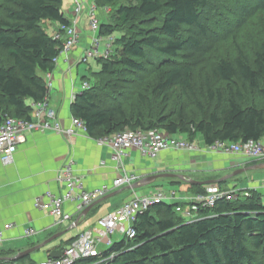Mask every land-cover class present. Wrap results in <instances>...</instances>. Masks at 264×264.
<instances>
[{
    "label": "trees",
    "instance_id": "16d2710c",
    "mask_svg": "<svg viewBox=\"0 0 264 264\" xmlns=\"http://www.w3.org/2000/svg\"><path fill=\"white\" fill-rule=\"evenodd\" d=\"M209 1L94 0L96 7L112 9L111 22L100 26L99 36L115 34V50L98 60L101 69L93 75V84L78 93L69 108L71 116L85 123L90 138L156 129L189 141L200 135L206 146L264 140V108L259 104L264 102V40L253 45L252 59L248 50L236 46L237 53L217 60L200 85L192 64L179 61L186 44L201 51V41L188 31L206 36L200 20ZM255 2L237 5L232 26L218 36L230 37L264 9V0ZM45 22L71 23L62 0H0V124L4 116L31 120L32 104L48 94L45 75L54 70L61 42L46 32ZM202 89L214 104L207 115L198 98ZM174 90L177 100L170 106ZM132 98L135 103L127 108ZM187 103L199 117L188 115ZM189 188L194 194L204 192L200 185ZM179 206L184 203H159L140 214L133 223L135 236L108 249L116 254L110 264H257V254L264 257V196L258 189L218 201L211 209L200 208L199 218L189 222L176 211ZM29 256L0 264L37 263Z\"/></svg>",
    "mask_w": 264,
    "mask_h": 264
},
{
    "label": "crops",
    "instance_id": "0c3cea01",
    "mask_svg": "<svg viewBox=\"0 0 264 264\" xmlns=\"http://www.w3.org/2000/svg\"><path fill=\"white\" fill-rule=\"evenodd\" d=\"M68 1L72 2L73 7V1ZM64 14L69 21L73 20V9L64 12ZM47 24L52 32L58 27L57 23ZM76 29L81 35L80 41L82 42L72 49L69 55V65H59L51 72L53 86L48 91L49 106L55 111L63 128L67 127L70 122L69 108L72 103V94L75 91H81L82 84L88 82L84 80V76L78 79V71L81 66L78 64V60L89 41L86 37L84 38L79 21L76 22ZM69 67H71L70 70ZM34 115L35 110H33L32 118ZM178 137L185 138V136ZM96 140L85 134L68 137L51 132H35L27 135L25 142L18 145L14 162L11 165L4 166L0 162V229L2 231L0 259L9 260L21 252L41 245L50 237L63 233L40 250L29 254V258L34 262L41 261L47 258L52 251L63 247L69 239L74 238L72 236L67 240L65 237V241L63 240L64 236L85 224L91 214L97 211L102 204L107 203L106 205L109 206V209L102 215L104 217L135 195H144L147 193L146 190L152 191L157 187L166 188L157 185V180L149 186L139 189L127 188L129 186L114 188L112 183L118 175L115 163L111 160L110 151L106 147H99ZM198 149L199 151L194 153L163 151L152 160L133 149L125 164L128 171L136 175L138 182L149 175L162 173L181 175L192 181L218 180L237 169L261 164H249L250 162L242 157H232L221 153L211 154L206 145L198 146ZM69 160L73 162L74 172L83 176L86 191L105 187L108 190L105 196H110L95 205L85 217L81 218L80 215L75 214L74 204L70 202H65L63 205V214L67 216L66 219L64 216L63 218L54 217L47 208H38L35 205L38 199L42 203H46L47 199L44 197L46 192H51L56 196L65 194V187L60 179ZM245 174L248 178L243 179L245 186L242 184L237 186L236 177H234L226 180L227 182L219 188L225 190L231 188L249 189L257 186L256 189H259L261 186L264 190V169L248 171ZM176 180L179 179H161L169 187L166 188L167 194L174 193L176 198L169 201V204L184 203L186 198L194 194L187 182L180 180L182 183L176 184ZM124 194H128V196L122 197ZM191 216L193 217V215ZM196 217L199 218L198 215ZM95 223L96 221L89 224L87 229L93 227ZM8 225L11 227L7 228ZM27 230H33L34 234L27 236L25 234ZM86 230H82L78 235ZM115 234L119 235L120 233L116 232Z\"/></svg>",
    "mask_w": 264,
    "mask_h": 264
},
{
    "label": "built area",
    "instance_id": "2783aa9c",
    "mask_svg": "<svg viewBox=\"0 0 264 264\" xmlns=\"http://www.w3.org/2000/svg\"><path fill=\"white\" fill-rule=\"evenodd\" d=\"M84 1L73 0V20H71L68 26L58 25L51 34L53 40L61 42L60 50L52 61L54 68L59 65H69V55L72 49L80 42V36L76 29V20L82 12V4ZM96 9L95 4L89 5L87 12L90 20L89 28L94 35L89 41L88 46L83 49L78 60L79 65L86 64L89 58L105 59L112 50L114 39L110 38L105 43L104 53L100 54L99 52L102 37L98 36L100 25L95 17ZM70 69L71 67H69ZM45 84L48 91H50L53 86L51 72L45 75ZM87 88H89V85L83 83L81 91ZM81 91H75L72 94V102ZM48 96L49 94L40 102L33 104L35 115L29 121L15 119L9 116L3 117V121L0 124V162L2 165L8 166L14 162L18 145L24 143L26 136L29 134L31 135L35 132H51L68 137L82 134L87 135L85 123L81 119L73 116L70 118L69 125L63 128L57 119L55 111L49 106ZM96 144L99 147H106L111 153V160L115 163L118 174L112 183L114 188L131 186L134 183H138L136 175L130 173L125 164L130 151L133 149L138 150L141 155L150 160L155 158L159 153L168 150L190 153L199 151L193 141L172 136L156 129L148 131H131L125 129L111 136L97 139ZM208 152H211V154L221 153L232 157H242L250 163L264 164V141H247L244 143L216 141L211 146H208ZM60 181L65 187L64 195L56 196L51 192H46L44 195L47 199L46 203H42L40 199L36 200L35 203L38 208H47L49 213L54 217L63 218V205L65 202L74 204L75 214L81 215L84 209L108 193L105 187L86 191L84 189V178L74 172L72 160H69L65 165ZM240 190L242 189L231 188L225 190L220 189L217 185H206L204 186L203 193L193 194L185 199L184 204H187L189 209L185 212V215L189 218L192 213H198L200 208L211 209L218 201L234 200L240 195ZM244 196H248V193H245ZM174 199H176L174 193L167 194L163 187H157L147 195H135L114 211L96 221L93 227L78 235L71 244L65 247V251L61 257L57 259L45 258L35 264H77L90 259L92 261L88 264H110L116 254L109 253L108 250H102L100 246H111L112 241L110 237L116 232L124 235L127 239H132L135 236L133 223L140 214L155 204H169L166 201H172ZM176 211L182 213V208L179 206L176 208ZM66 218L67 216L65 215L64 219ZM10 227L11 225L7 226V228ZM1 233L2 231L0 229V236ZM25 234L31 236L34 234V231L27 230Z\"/></svg>",
    "mask_w": 264,
    "mask_h": 264
},
{
    "label": "rangeland",
    "instance_id": "374dc122",
    "mask_svg": "<svg viewBox=\"0 0 264 264\" xmlns=\"http://www.w3.org/2000/svg\"><path fill=\"white\" fill-rule=\"evenodd\" d=\"M73 1V0H72ZM72 2H69L68 0H62V10L63 12L66 13V11H71L73 9ZM90 4H94V0H85L82 4V12L78 17L79 23H80V28L81 32L84 35V38L88 39L90 41L93 38V33H91L90 28H89V16L87 15L88 8ZM247 5L251 4L256 5L255 0H210L208 7L201 13V24L207 28V34L205 37L200 36L198 33L199 31L196 29H192L188 31V35L192 36L194 39H199L201 41L200 47L201 51L194 49L191 44H186V49L182 53V55L179 58V61H186L192 64L193 66V71H194V79L197 80L198 84L200 85L201 82L205 77H210V68L213 67L215 62L221 58H230L234 56L237 53L236 46L243 47L249 52V57L252 59L253 56V51H254V44L258 43L260 44L264 40V9L258 10L252 17L247 19V22L237 31L234 32L230 37L224 39L222 37H219L218 35H222V32H224L225 28H229L232 26V21L236 17V9L237 5ZM250 5V6H251ZM74 6V4H73ZM96 18L99 22V25L101 26L104 23H110L111 18L110 14L112 13L111 7H103L98 8L96 7ZM218 23V24H217ZM46 32L51 35L53 32L50 30L48 27L47 22L42 24ZM100 29V27H99ZM183 32V31H182ZM185 34V31L183 32ZM93 34V35H92ZM183 34V35H184ZM80 40H81V35L79 33ZM99 36V32H98ZM102 37V42L99 48L100 54H103L105 51V43L110 39H114L115 41V34L109 35V36H101ZM185 38V36L183 37ZM217 38V40H215ZM203 39H206L204 41ZM216 41V42H215ZM82 42V41H80ZM114 44V43H113ZM88 46V44H86ZM86 46V47H87ZM115 46L112 47V52H114ZM81 55V54H80ZM99 59L97 58H89L86 64H80L81 66L79 67V75L78 79L82 78L84 76V80L88 81L87 84L89 87L93 84L94 79L93 75L97 72L100 71L101 69V63L98 61ZM0 61H4V55L3 53L0 52ZM178 61V60H177ZM178 61V62H179ZM204 89L198 91V98L199 101L206 112V115L212 112L213 109V102L209 101L206 96H204ZM173 95L171 96V101H170V106L175 105V102H173V98H176L177 100V93L178 91L174 90ZM151 98V97H150ZM153 105H156L157 102L155 98H151ZM135 103V100L132 98L130 99L129 102L126 104L127 108H130L133 106ZM259 104L261 107L264 108V102L259 101ZM188 106V115L193 117L198 115L197 109H195L193 106H190L188 103L186 104ZM178 137V136H177ZM193 143L198 147H204L203 139L200 135L193 141ZM202 149V148H201ZM232 172H229L227 175H230ZM226 175V176H227ZM246 174L242 173L238 176H236L235 183L237 184H242L245 186L246 184L244 183L245 180L243 179H248ZM253 175V174H252ZM186 179L190 180V178L185 177ZM220 179V178H219ZM157 185H162L167 187L166 182H163L160 180H157ZM178 184V182H175ZM257 187V186H256ZM255 188H249V189H256ZM164 188V187H163ZM166 188L164 190L166 191ZM249 189H242L240 190V195L242 196L245 193L249 192ZM168 190V189H167ZM257 190V189H256ZM258 191L263 193V189L260 186ZM144 195H147L150 191L146 190ZM128 194H124L122 197H127ZM117 201V200H115ZM169 203V201H166ZM180 204H183L179 202ZM107 204V203H106ZM106 204H102L97 211L91 214L90 218L85 224L80 225L77 229L74 231L70 232L67 236H64L63 240L65 241V237L67 240L69 238L76 237L82 230H86L88 225L91 224L94 221H98L100 217L102 218V215L104 212H106L109 209V206ZM188 206L187 204H184L182 208V213L181 217L187 222L190 219L194 220L197 215L199 216L198 213L191 214L193 217H189L185 215V212H187ZM186 216H184V215ZM124 235H118L114 234L110 237L111 241L113 243H119L124 239ZM112 243V244H113ZM110 246H105L101 245L100 249L102 250H108ZM256 263L257 264H264V257L261 255V253L257 254V257H255Z\"/></svg>",
    "mask_w": 264,
    "mask_h": 264
},
{
    "label": "water",
    "instance_id": "95a60500",
    "mask_svg": "<svg viewBox=\"0 0 264 264\" xmlns=\"http://www.w3.org/2000/svg\"><path fill=\"white\" fill-rule=\"evenodd\" d=\"M260 169H264V164H257V165H253V166H249V167H245V168H241V169H237L235 170L233 173H231L230 175H227L221 179L218 180H208V181H189L187 180L184 176L181 175H177V174H169V173H162V174H153V175H149L147 177H145L144 179H142L141 181H139L138 183H135L127 188L130 189H139V188H143L146 186H149L151 183L155 182L158 179H173V178H177L183 182H187L188 184H194V185H200V186H206V185H215L218 184L220 182H224L226 180H229L231 178H234L242 173L248 172V171H252V170H260ZM108 197L110 196H104L103 198H100L96 201H94L90 206H88L86 209H84V211L82 212V214L80 215L81 217H85L88 212L97 204H99L100 202L106 200ZM78 222V221H77ZM76 222V223H77ZM63 233H59L56 234L52 237H50L48 240H46L44 243H42L41 245L32 247L24 252H21L19 254H17L15 257L13 258H9V260H13V259H18V258H22L26 255H29L37 250H40L41 248H43L44 246L48 245L49 243H51L52 241L56 240L57 238H59ZM65 251V247H61L60 249L54 250L52 251L49 256L52 259H57L59 257L62 256V254ZM1 260H5V259H0Z\"/></svg>",
    "mask_w": 264,
    "mask_h": 264
},
{
    "label": "clouds",
    "instance_id": "9594fccd",
    "mask_svg": "<svg viewBox=\"0 0 264 264\" xmlns=\"http://www.w3.org/2000/svg\"><path fill=\"white\" fill-rule=\"evenodd\" d=\"M215 185H217V184H215ZM204 187V186H203Z\"/></svg>",
    "mask_w": 264,
    "mask_h": 264
},
{
    "label": "bare ground",
    "instance_id": "6f19581e",
    "mask_svg": "<svg viewBox=\"0 0 264 264\" xmlns=\"http://www.w3.org/2000/svg\"><path fill=\"white\" fill-rule=\"evenodd\" d=\"M81 56V55H80Z\"/></svg>",
    "mask_w": 264,
    "mask_h": 264
}]
</instances>
